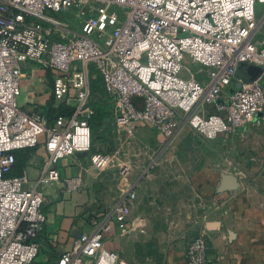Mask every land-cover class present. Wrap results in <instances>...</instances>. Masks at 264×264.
<instances>
[{
    "label": "built area",
    "instance_id": "built-area-1",
    "mask_svg": "<svg viewBox=\"0 0 264 264\" xmlns=\"http://www.w3.org/2000/svg\"><path fill=\"white\" fill-rule=\"evenodd\" d=\"M259 5L264 0H0V264L37 258L32 239L46 221L45 190L60 181L57 163L91 150L88 118L97 77L120 129L149 127L173 140L186 125L212 141L251 123L264 107V45L254 39ZM185 59L205 75L189 70L185 76ZM28 62L55 74L52 94L75 102L70 114L49 123L18 106ZM241 63L261 68V76L251 83L236 79ZM208 103L217 113L199 115L197 106ZM40 137L47 157L36 180L9 176L15 152L36 146ZM90 163L103 171L108 159L96 153ZM80 181L77 175L63 183L73 191ZM133 196L114 208L115 221L125 220ZM110 226L108 219L93 221L58 264H125L103 245ZM208 251L202 225L187 244L186 264H208Z\"/></svg>",
    "mask_w": 264,
    "mask_h": 264
},
{
    "label": "crops",
    "instance_id": "crops-1",
    "mask_svg": "<svg viewBox=\"0 0 264 264\" xmlns=\"http://www.w3.org/2000/svg\"><path fill=\"white\" fill-rule=\"evenodd\" d=\"M22 74L17 98L22 110L50 121L72 112L73 100L54 99L52 71L28 62ZM260 84L264 90V76ZM89 110L94 113L92 104ZM111 127L125 138L105 140L108 126L98 131L102 143L95 138L89 153L58 161L60 181L45 190L46 221L33 238L39 245L33 264H58L92 231V222L103 219L111 225L103 245L125 264H186L187 244L202 225L209 237L208 264H264V107L235 134L205 140L203 156L193 165L179 150L189 126L181 125L173 140L149 127ZM96 153L108 159L103 171L90 163ZM46 157L40 137L36 146L17 152L8 175L33 182ZM77 175L79 187L67 190L63 181ZM225 176L234 177L237 187L220 192ZM131 193L125 220L115 221L114 208Z\"/></svg>",
    "mask_w": 264,
    "mask_h": 264
},
{
    "label": "rangeland",
    "instance_id": "rangeland-1",
    "mask_svg": "<svg viewBox=\"0 0 264 264\" xmlns=\"http://www.w3.org/2000/svg\"><path fill=\"white\" fill-rule=\"evenodd\" d=\"M257 10V19L260 22L262 20V18L264 17V5L262 6H257L256 8ZM264 25V22L257 27L255 33H254V37L255 40L257 42H263L264 41V34H263V30L262 27ZM184 66H185V71L183 72L185 76L188 75L189 70L192 71V73L194 74H198V76L202 77L205 75L204 71L200 70L197 66L192 65L191 62L187 59H185L184 61ZM100 89L101 85L99 84ZM103 91V90H102ZM104 93V91H103ZM105 94V93H104ZM228 94H229V88L228 87H224L221 89V93H220V97L221 101H226L228 98ZM103 110H107L105 108H102ZM199 111V115L201 116H207L210 114H215L217 113L216 110L213 108L212 104H204L203 106H197L196 108ZM85 116V115H84ZM94 114L89 115L88 118V122H89V126L91 128V130L93 131V135H92V143L94 142L95 138H97L98 136V140L100 143H102V139L100 137V135L98 134L99 130H106L108 126H110V129H108L107 131H105L104 133H108V139H106V136H104L105 140H113V139H124L125 136L122 134L121 135V131L120 133L117 131L112 132V127L111 125H115L114 121H113V117L112 115L109 113V116L101 121L96 120L95 119ZM117 130V128H116ZM109 131V132H108ZM127 135V134H126ZM181 148H179V150H182V153L189 159V162L191 163L190 165H193L195 162H198L199 158L201 156H203V152L205 149V140L203 138H201V136L193 129H187L185 131V133L183 134L182 138H181ZM201 159V158H200Z\"/></svg>",
    "mask_w": 264,
    "mask_h": 264
},
{
    "label": "water",
    "instance_id": "water-1",
    "mask_svg": "<svg viewBox=\"0 0 264 264\" xmlns=\"http://www.w3.org/2000/svg\"><path fill=\"white\" fill-rule=\"evenodd\" d=\"M263 22H264V17L259 22L258 26H260ZM261 74H262L261 68L253 66L248 63H241L237 68L235 78L245 83H251L256 81L261 76ZM236 187H237L236 179L232 176H225L222 179L219 190L220 192H227L234 190Z\"/></svg>",
    "mask_w": 264,
    "mask_h": 264
},
{
    "label": "trees",
    "instance_id": "trees-1",
    "mask_svg": "<svg viewBox=\"0 0 264 264\" xmlns=\"http://www.w3.org/2000/svg\"><path fill=\"white\" fill-rule=\"evenodd\" d=\"M99 84L101 85V81L100 79L97 77L94 81L91 82V90H92V93H93V98H92V108L94 110V115L95 116V119L96 120H103L105 118H107L109 116V113L111 114V108H110V105L108 103V99H106L105 97V94L103 93V89L101 90L100 89V86ZM102 88V86H101ZM102 108H105L107 110H103ZM71 113V112H70ZM70 113H67V114H60L62 116H65V115H68ZM60 115H57V116H60ZM55 116L54 119L57 117ZM53 119V120H54ZM52 120V121H53ZM52 121L48 120L49 123H51ZM92 131V130H91ZM93 131H92V135H93ZM92 147V146H91ZM19 152V151H18ZM16 154L17 152H15V157H16ZM16 164V163H15ZM15 166V165H14ZM14 168V167H13ZM33 240V239H32ZM35 242V241H34ZM34 263V262H33ZM32 263V264H33Z\"/></svg>",
    "mask_w": 264,
    "mask_h": 264
}]
</instances>
